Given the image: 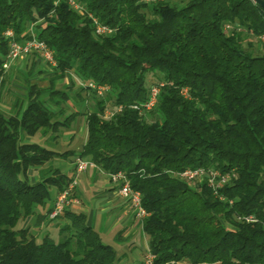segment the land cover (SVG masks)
Returning <instances> with one entry per match:
<instances>
[{"label":"trees","instance_id":"obj_1","mask_svg":"<svg viewBox=\"0 0 264 264\" xmlns=\"http://www.w3.org/2000/svg\"><path fill=\"white\" fill-rule=\"evenodd\" d=\"M75 1L80 10L0 0V87L9 30L20 43L44 41L56 61L48 86L28 79L14 113L0 109V264H121L84 212L49 218L72 181L55 163L77 159L124 172L141 193L155 264H264V50L252 41L264 46V9L253 0ZM95 19L113 32L98 35ZM154 86L157 104L146 110ZM78 115L87 121L79 150L27 140L55 142ZM196 168L229 179L216 195L207 180L179 178ZM27 219L55 222L58 237L38 238Z\"/></svg>","mask_w":264,"mask_h":264},{"label":"rangeland","instance_id":"obj_2","mask_svg":"<svg viewBox=\"0 0 264 264\" xmlns=\"http://www.w3.org/2000/svg\"><path fill=\"white\" fill-rule=\"evenodd\" d=\"M252 41L254 42L255 49L257 48L258 51L262 49L263 53L264 46H260L258 40H256L255 38L252 39ZM40 59L41 58L38 56L35 60L34 55H31L30 57H25L23 59L16 60L10 66H8L7 82L5 84V87L0 89V109L6 114H13L15 111V104H17V101L25 96V89L28 79L33 82L37 81V83H39L41 86L49 85V79L52 76L53 68L48 63H46L45 60ZM33 61H35L34 68L32 67ZM41 68L44 69L45 72L40 75L37 72L38 69ZM38 75H40V77ZM77 81L76 82L78 83V85H76L75 89L80 86L79 80ZM63 83H66L68 85L70 84L69 80L66 79L64 81L59 82L57 88H61V85ZM85 105H81L78 103L76 107H78V109L80 110H83ZM71 113L72 110H69L66 114ZM60 134L61 137L55 142L53 140H47L50 135L44 137L41 134H37L36 136L31 138L29 137L27 140H29L30 142L40 143L49 148L57 149L60 151L79 150L82 144L85 142L87 136L86 116L78 115L74 119L71 126L61 128ZM55 165L61 166L62 169L69 175L73 174L72 172L74 166L72 163L61 160L56 161ZM106 174L107 173H105V175ZM107 176L109 177V174H107ZM80 177L81 175L78 178L77 188L80 185ZM49 205H51V203H49ZM132 213H134V215L136 213V210H134L133 208ZM131 221L134 223L132 224L131 232L126 231L125 233L124 230L126 228H123L121 226L117 228L119 231L116 229V234H111L109 232L104 233V231L100 232V236L103 243L113 246V248L118 253V257L121 258V264H139L143 261L147 252L150 251L149 237L143 231L142 220L138 217L135 219L132 218ZM28 223L29 225L33 226L35 222L34 220H31V222L26 221L25 225ZM21 226L22 222H20L18 227ZM32 231L38 233V238H41L46 234H50L51 236L56 238L58 237V227L55 222L49 225H45L41 229H32ZM130 234L132 236H130ZM117 237L119 239H116Z\"/></svg>","mask_w":264,"mask_h":264},{"label":"built area","instance_id":"obj_3","mask_svg":"<svg viewBox=\"0 0 264 264\" xmlns=\"http://www.w3.org/2000/svg\"><path fill=\"white\" fill-rule=\"evenodd\" d=\"M69 4L77 10L81 9V6L75 0H67ZM148 1V0H146ZM96 24V32L98 35H106L111 34L113 30L101 24L98 20H94ZM6 36L10 38V48L9 53L7 55V61L4 64V68L7 70L8 66H10L14 61L23 59L31 54L38 53L46 63H48L51 67L56 66V61L54 58L53 51L48 47V45L44 42L39 40L38 38L30 39L24 43H20L14 40V33L12 30H9L6 33ZM261 42L264 43V35L260 36ZM163 86V84H161ZM88 87L91 89L97 90V93L102 96L104 92L107 91L106 87L97 86L94 83H89ZM160 93V86H154L150 90V96L146 103H144V107L146 110L153 109L157 104V99ZM135 109H138L139 106H134ZM118 110H122V107H119ZM113 116L111 111L106 112V117ZM90 168H99L93 162L84 160V159H77L76 167H75V174L72 177V181L69 186L62 192H60L56 196V200L54 203V207L49 214V218L54 220L59 218L63 215L65 209L71 204L77 202V199L74 196V193L77 188L78 178L81 174L87 172ZM179 178L182 180L187 181H194V180H207L215 194H218L219 189L225 184L229 176L228 175H221L218 172H211L207 171L203 168H196V169H187L178 174ZM110 181L114 184L120 185L119 193L123 197L127 198L134 210H136V216L140 219L145 218L148 213L142 206V196L139 191H136L132 188L131 183L124 172H117L109 174ZM156 256L152 254L150 251L147 252L141 264H155ZM166 264H190V263H180L172 261Z\"/></svg>","mask_w":264,"mask_h":264},{"label":"crops","instance_id":"obj_4","mask_svg":"<svg viewBox=\"0 0 264 264\" xmlns=\"http://www.w3.org/2000/svg\"><path fill=\"white\" fill-rule=\"evenodd\" d=\"M72 164L74 168L70 177L75 174V163ZM119 190L120 185L112 183L101 168L89 169L81 174L80 185L76 188L74 196L78 202L70 204L67 208L76 212H84L87 215V224L99 233L104 231V233L116 234L119 226L126 228L125 233L126 231L131 232L132 224H134L131 220L138 217L136 213L135 215L132 213L129 200L120 195ZM44 226L42 223L35 222L32 227L41 229Z\"/></svg>","mask_w":264,"mask_h":264},{"label":"water","instance_id":"obj_5","mask_svg":"<svg viewBox=\"0 0 264 264\" xmlns=\"http://www.w3.org/2000/svg\"><path fill=\"white\" fill-rule=\"evenodd\" d=\"M253 1L264 9V0H253Z\"/></svg>","mask_w":264,"mask_h":264}]
</instances>
